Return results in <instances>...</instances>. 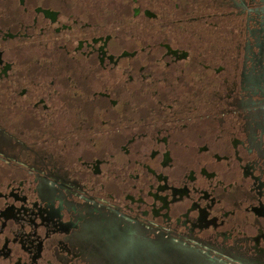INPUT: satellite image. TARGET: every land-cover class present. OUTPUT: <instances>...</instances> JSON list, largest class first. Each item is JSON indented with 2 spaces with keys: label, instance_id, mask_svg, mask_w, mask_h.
I'll return each instance as SVG.
<instances>
[{
  "label": "flooded vegetation",
  "instance_id": "af4514ba",
  "mask_svg": "<svg viewBox=\"0 0 264 264\" xmlns=\"http://www.w3.org/2000/svg\"><path fill=\"white\" fill-rule=\"evenodd\" d=\"M0 264H264V0H0Z\"/></svg>",
  "mask_w": 264,
  "mask_h": 264
},
{
  "label": "rangeland",
  "instance_id": "374dc122",
  "mask_svg": "<svg viewBox=\"0 0 264 264\" xmlns=\"http://www.w3.org/2000/svg\"><path fill=\"white\" fill-rule=\"evenodd\" d=\"M116 6H118V8L116 7ZM114 7L115 8H117V10L121 13V12H126L127 11V8H126V6L125 5H120L119 3H118V5H114ZM115 12H116V10H115ZM198 29H201V28H198ZM206 38H208V39H214V45H218L217 43V34H216V32L215 33H211V34H209ZM209 44L210 43H207V41L205 40V41H201L200 43H197V44H195V45H193V49H194V51L196 52V53H198V52H200L201 50L202 51H207L208 53H210V54H213V53H211L212 51H210V47H209ZM215 51H216V53L218 52V48L217 47H215ZM84 65H89L88 63H86V64H84ZM155 70H161L160 68H156L155 67Z\"/></svg>",
  "mask_w": 264,
  "mask_h": 264
}]
</instances>
